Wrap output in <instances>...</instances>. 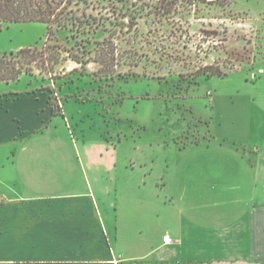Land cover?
Masks as SVG:
<instances>
[{
	"label": "rangeland",
	"instance_id": "374dc122",
	"mask_svg": "<svg viewBox=\"0 0 264 264\" xmlns=\"http://www.w3.org/2000/svg\"><path fill=\"white\" fill-rule=\"evenodd\" d=\"M73 8L81 21L49 36L42 22L0 26V53L37 47L58 59L0 83L2 157L18 120L51 118L50 96L74 140L116 148L118 188L133 208L124 232L134 238L142 227L145 240L157 239L163 210L234 194L243 160H264V0ZM206 66L225 75H198Z\"/></svg>",
	"mask_w": 264,
	"mask_h": 264
},
{
	"label": "crops",
	"instance_id": "0c3cea01",
	"mask_svg": "<svg viewBox=\"0 0 264 264\" xmlns=\"http://www.w3.org/2000/svg\"><path fill=\"white\" fill-rule=\"evenodd\" d=\"M49 115L30 127L18 120L4 138L0 264H264V160H243L234 194L163 210L157 239L142 227L134 238L124 232L133 208L118 188L116 148L74 140L68 120Z\"/></svg>",
	"mask_w": 264,
	"mask_h": 264
},
{
	"label": "trees",
	"instance_id": "16d2710c",
	"mask_svg": "<svg viewBox=\"0 0 264 264\" xmlns=\"http://www.w3.org/2000/svg\"><path fill=\"white\" fill-rule=\"evenodd\" d=\"M113 0H0V26L3 23H26V22H42L47 25L48 36L53 33L56 26L60 29L68 28L70 24L81 21L74 14L73 6L80 9L81 5H95V3L111 4ZM144 1V0H141ZM59 50L60 46H54ZM57 50V54L60 51ZM51 53V52H50ZM56 54V53H55ZM55 54L51 56L47 50L39 51L37 47H24L17 52L0 53V83H12L20 81L24 74H32L35 68H42L46 62L56 58ZM51 58L49 59V57ZM73 60L81 63L79 58L72 56ZM54 64H58V59L54 60ZM198 75L214 76L225 75L218 69L213 67H205L203 72ZM48 107L52 115L63 114L60 107L55 106L51 97L47 99ZM64 115V114H63Z\"/></svg>",
	"mask_w": 264,
	"mask_h": 264
},
{
	"label": "built area",
	"instance_id": "2783aa9c",
	"mask_svg": "<svg viewBox=\"0 0 264 264\" xmlns=\"http://www.w3.org/2000/svg\"><path fill=\"white\" fill-rule=\"evenodd\" d=\"M4 201V196L0 194V204ZM165 242H170L171 238L169 236L164 237Z\"/></svg>",
	"mask_w": 264,
	"mask_h": 264
}]
</instances>
